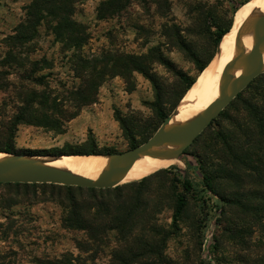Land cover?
I'll list each match as a JSON object with an SVG mask.
<instances>
[{
  "label": "rangeland",
  "instance_id": "rangeland-1",
  "mask_svg": "<svg viewBox=\"0 0 264 264\" xmlns=\"http://www.w3.org/2000/svg\"><path fill=\"white\" fill-rule=\"evenodd\" d=\"M103 1L106 0H77L74 18L91 35L83 56L92 59L120 52L155 57L150 73L158 88L138 72L133 74L130 85L121 77L109 78L99 88L97 102L83 108L63 134L27 124H19L14 130V117L24 105L21 94L28 90L62 96L65 89L77 87L80 80L73 71L70 54L62 53L61 45L45 26L31 49L18 55L25 61L27 71L10 62L8 39L24 20L31 0H0V152L7 144L13 145L14 155L50 159L91 150L103 155L124 152L130 150L132 143L120 120L133 129L135 141L144 144L143 134L151 127L163 125L159 108L170 117L181 104L183 99L178 103L177 100L185 86L179 75L197 77L195 59L201 63L211 60L207 66L213 63L217 54L216 23L226 27L234 20V9L244 2L130 0L118 15L99 20L97 9ZM44 59L52 66L35 74L46 76L47 85L42 87L25 77L33 62ZM259 77L172 167L147 177L135 189L129 186L143 180L119 186L128 200L133 196L140 198L132 216L136 228L129 238L125 231L110 228L103 238L99 237L100 242H94V234L66 227L72 202L94 205L93 198L101 195L99 189L92 192L88 188L52 184H1L0 264H50L62 261L64 256L72 258L73 264H119L116 257L127 253L130 240L150 242L154 250L163 253L164 264H206L202 217L196 198L188 195L183 216L176 224L173 218L176 197L184 193L177 178L189 174L191 180L199 182L198 161L208 165L210 172L221 171L222 167L235 175V179L229 180L221 173L217 180L220 195L235 204L226 203L220 227L214 229L218 249L212 253L213 261L264 264V126L248 117L246 106L252 100L264 103V74ZM230 150L239 153L236 162ZM89 213L94 214L95 209ZM227 228L237 231L239 239L228 240ZM125 259L130 261L129 256ZM155 259L148 257L147 261ZM143 262L137 260L132 264Z\"/></svg>",
  "mask_w": 264,
  "mask_h": 264
},
{
  "label": "trees",
  "instance_id": "trees-1",
  "mask_svg": "<svg viewBox=\"0 0 264 264\" xmlns=\"http://www.w3.org/2000/svg\"><path fill=\"white\" fill-rule=\"evenodd\" d=\"M249 1L251 0H244L241 6ZM129 2L130 0L103 1L97 9L98 19L106 20L113 18L121 13ZM76 3L77 0H31V3L25 8L26 13L24 20L16 27L14 35L8 39V56L10 62H14L19 65L20 68H24V72H26L27 69L24 67L26 63L19 58L18 55L21 56L24 52H28V50L31 49L33 42L40 36V29L42 26H45L54 36L55 42L61 45L62 53L70 54V59L74 66L73 71L76 78L80 80L77 87L65 89V95L62 94V96L57 95L55 97L54 94L46 92L38 93L28 90L25 94H21L24 96V105L18 108V113L14 117V130L19 124H27L47 130H54L59 134H63L67 130L69 123L79 116L83 108L97 102L99 88L109 78L121 77L126 84L130 85L132 84L133 74L138 72L148 78L156 88L159 86L156 78L150 73L151 65L156 61L155 57L135 56L120 52H108L100 58L94 57L88 59L84 57L83 49L89 43L91 35L88 31L89 29L84 24L77 22L74 18ZM239 8L234 9L233 15ZM232 24L233 20H231L226 27H222V25L216 23L218 33L214 41L215 48L218 47L222 37L231 30ZM210 61L201 63L199 59H195L197 77L206 69ZM31 66L30 72L26 75L25 79L39 86H46V76L41 75L40 77H35V74L43 70H49L52 65H50L48 60L44 59L42 61L33 62ZM179 77L185 89L177 100V103L183 99L187 91L194 85L197 78L184 74H180ZM259 79L260 77L256 78L255 81ZM255 81H253V83ZM253 83L248 88H250ZM241 97L242 93L234 101L239 100ZM260 97H262V95ZM234 101L230 105H232ZM263 102L264 101H262V103ZM246 106L249 109L248 117L255 121L256 124H259L260 127L264 126V103L261 105L252 100L250 103H246ZM223 113L220 116H222ZM159 114L163 123L169 118V115L165 114L161 108H159ZM120 122L122 128L131 137L132 144L130 149L141 145L142 143L135 141L133 129L130 128L126 122L122 120H120ZM159 126L151 127L143 134V143L148 141L155 134ZM2 152L9 154L16 153L11 144H7ZM29 153L36 154L43 153V151H30ZM115 153L117 152L112 151L108 152L107 155ZM243 153L246 156L245 152ZM246 153L250 155L247 151ZM72 154L99 155L101 153L91 150L85 153ZM230 155L236 162L235 159H237L239 153H234L233 150H230ZM196 170L201 174L199 182L191 180L189 174L177 178L184 193L176 197L173 218L176 224L183 216L188 206V195L192 196L194 199L196 198L202 217L201 228L203 229V244L209 227L211 225L215 226L216 229L220 227L221 216L225 214L224 210L226 203L235 204L234 201H227L225 197L220 195L217 180L221 173L229 180L232 178L235 179V175L230 170L222 167L221 171L220 169H214L210 172L208 165L200 161H198ZM146 181L147 179H143L140 183L132 186L130 185L129 187L135 189L136 185L140 187V185L144 184ZM13 185L29 186L28 184ZM91 191L94 192L96 190L91 189ZM98 192H100L101 195L93 198L95 202L94 205H83L76 201L72 202L71 210L65 219L66 227L72 230H80L88 234H94L96 240L94 242H100L99 237L103 238L102 236H104L106 231L110 228H114L120 232L125 231L126 237L129 238L136 228V222L133 220L132 216L140 202V198L133 196L131 198L133 202L131 203L125 196L124 189L121 187L98 190ZM136 192L137 191L134 190V194ZM93 209H95V213L90 215L89 211ZM244 209H247V206H245ZM225 232L228 233V240L234 241L239 239L237 231L227 228ZM213 242L214 243L211 245V253L218 249L216 233L213 234ZM129 243L130 247L126 248L127 253L118 255L116 257V263L132 264V262H137V260H139L144 261L141 264H164L163 253L154 250L150 242H139L138 240L135 242L130 240ZM127 256H129L130 261H126L125 257ZM148 257L157 259H155V261H147ZM72 261V258L69 259L64 256L62 261L50 264H73Z\"/></svg>",
  "mask_w": 264,
  "mask_h": 264
},
{
  "label": "water",
  "instance_id": "water-1",
  "mask_svg": "<svg viewBox=\"0 0 264 264\" xmlns=\"http://www.w3.org/2000/svg\"><path fill=\"white\" fill-rule=\"evenodd\" d=\"M248 34L252 39V48L234 58L220 82L219 93L215 99L194 119L176 125H170V116L158 131L144 144L115 154L102 155L106 164L95 179H87L65 169H56L31 160L37 155H14L0 161V184H52L66 187L88 189H114L125 183L130 170L142 158L178 160L213 122L237 99L260 75L264 74V14L249 26ZM223 39V38H222ZM218 44L217 52L222 43ZM200 75L197 78L199 80ZM182 102V101H181ZM91 156V155H61Z\"/></svg>",
  "mask_w": 264,
  "mask_h": 264
},
{
  "label": "bare ground",
  "instance_id": "bare-ground-1",
  "mask_svg": "<svg viewBox=\"0 0 264 264\" xmlns=\"http://www.w3.org/2000/svg\"><path fill=\"white\" fill-rule=\"evenodd\" d=\"M262 14H264V0H251L237 10L231 30L222 37V43L213 63L206 67L200 74L199 80H196L187 91L176 114L171 117L170 125L194 119L217 97L220 82L231 61L241 53L251 50L252 39L248 29L252 21ZM102 155L64 156L58 159L32 157L30 159L51 168L65 169L84 178L95 179L106 164V158ZM6 158L10 156L0 153V161ZM176 161L142 158L135 163L123 183L146 179L158 171L172 167Z\"/></svg>",
  "mask_w": 264,
  "mask_h": 264
},
{
  "label": "built area",
  "instance_id": "built-area-1",
  "mask_svg": "<svg viewBox=\"0 0 264 264\" xmlns=\"http://www.w3.org/2000/svg\"><path fill=\"white\" fill-rule=\"evenodd\" d=\"M214 229L215 226L213 225L209 227L203 242V251L205 254L206 264H215V262L212 259V253H211V245L214 243L213 242Z\"/></svg>",
  "mask_w": 264,
  "mask_h": 264
}]
</instances>
